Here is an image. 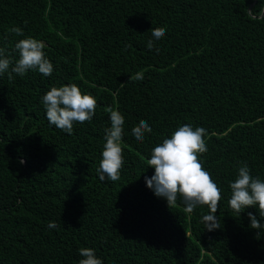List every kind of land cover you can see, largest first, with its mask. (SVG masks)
Returning a JSON list of instances; mask_svg holds the SVG:
<instances>
[{"label": "trees", "instance_id": "trees-1", "mask_svg": "<svg viewBox=\"0 0 264 264\" xmlns=\"http://www.w3.org/2000/svg\"><path fill=\"white\" fill-rule=\"evenodd\" d=\"M29 36L53 72L0 75V264H78L85 247L103 264H264V229L248 213L264 217L228 203L243 163L264 180V0H0L9 71ZM72 83L97 108L69 135L42 97ZM109 106L125 118L117 181L97 172ZM140 120L152 128L143 141ZM184 124L207 130L200 159L223 196L212 231L207 206L186 213L178 196L169 208L146 184L152 149Z\"/></svg>", "mask_w": 264, "mask_h": 264}, {"label": "clouds", "instance_id": "clouds-1", "mask_svg": "<svg viewBox=\"0 0 264 264\" xmlns=\"http://www.w3.org/2000/svg\"><path fill=\"white\" fill-rule=\"evenodd\" d=\"M27 23V22H25ZM11 33L23 35V29L19 26L9 29ZM166 29L157 27L152 29V36L156 40L165 36ZM44 42L31 36L19 40L15 44L19 58L13 61L5 56V49L0 48V75L8 73L12 79V73L23 76L29 70H38L44 76H50L53 72V64L46 57ZM147 47L151 50L154 45L149 40ZM159 49H157V52ZM142 79V76H137ZM46 108V117L51 125L72 134L74 123L91 121L97 108V100L92 94H84L75 84H65L60 87L53 86L42 97ZM110 113L111 126L105 129L106 143L103 146L102 160L97 172L101 181H117L120 178V170L124 165L122 139L124 133V116L112 107H106ZM151 133L152 128L145 120L132 129V134L137 141H143L145 133ZM207 130L203 127L193 128L190 124H184L175 130L170 138H164L162 143L151 151L148 165L154 168L151 178L145 177L147 187L152 189L157 197L166 199L169 208L175 205L177 197H182L184 211L192 213L198 206H207L209 214L203 217V222L208 231L220 227L219 219L215 213L222 200V189L213 180L211 173L203 167L200 155L207 152L205 136ZM20 163H24L23 160ZM231 195L228 201L232 210L243 212L248 207H258L260 217H264V180L253 177L247 163H243L238 169V176L230 183ZM251 221L250 228L264 229L253 213H248ZM49 228H56L55 222H49ZM259 231H257V236ZM82 259L78 264H103L92 248H80Z\"/></svg>", "mask_w": 264, "mask_h": 264}]
</instances>
